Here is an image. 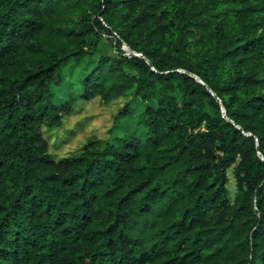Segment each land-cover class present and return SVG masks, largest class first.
Segmentation results:
<instances>
[{"label":"trees","instance_id":"16d2710c","mask_svg":"<svg viewBox=\"0 0 264 264\" xmlns=\"http://www.w3.org/2000/svg\"><path fill=\"white\" fill-rule=\"evenodd\" d=\"M95 97L106 136L54 157ZM0 264H264V0H0Z\"/></svg>","mask_w":264,"mask_h":264},{"label":"rangeland","instance_id":"374dc122","mask_svg":"<svg viewBox=\"0 0 264 264\" xmlns=\"http://www.w3.org/2000/svg\"><path fill=\"white\" fill-rule=\"evenodd\" d=\"M100 48L105 55H113L117 51L115 41L111 38L103 40ZM81 71L82 67L74 65L72 62L63 67L64 81L54 88L56 98H67L70 93L79 90L78 76ZM118 105H120L119 101L104 105L100 102L99 97L87 102H78L74 112L63 119L61 128L44 132L48 141L49 152L58 158L81 148L89 136L104 138L106 129L111 123V114ZM142 109L141 102L137 101L134 105L133 114L118 124L114 138L119 139L126 135L142 136L143 129L139 123V114ZM227 175L229 179L227 189L230 199L233 200L237 191L233 170L229 169Z\"/></svg>","mask_w":264,"mask_h":264},{"label":"water","instance_id":"95a60500","mask_svg":"<svg viewBox=\"0 0 264 264\" xmlns=\"http://www.w3.org/2000/svg\"><path fill=\"white\" fill-rule=\"evenodd\" d=\"M123 49L127 52V53H130V54H133V55H137V56H140L139 54H136V53H134V52H132L126 45H124L123 46ZM196 80H198V81H200L199 79H198V77H196V76H193ZM222 111H223V113H224V109H222ZM261 156V155H260ZM261 158H262V156H261Z\"/></svg>","mask_w":264,"mask_h":264}]
</instances>
